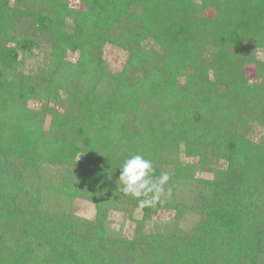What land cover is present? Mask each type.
I'll list each match as a JSON object with an SVG mask.
<instances>
[{"label":"trees","instance_id":"trees-1","mask_svg":"<svg viewBox=\"0 0 264 264\" xmlns=\"http://www.w3.org/2000/svg\"><path fill=\"white\" fill-rule=\"evenodd\" d=\"M79 1L85 9L66 0H0V264H264V62H255L251 83L249 58L224 49L246 26L247 36L264 38V17L253 16L260 7L264 16V0H247L250 10L229 0L220 19L195 18L191 0ZM131 3L140 10L130 13ZM32 19L35 28L26 30ZM105 42L127 53L120 71L107 68ZM35 51L44 60L26 74ZM177 62L202 93L201 111L183 114L174 95L133 96L134 71L148 64L171 73ZM30 98L40 101V123ZM119 99L134 109L131 118ZM253 124L258 138L250 137ZM151 141L159 147L153 176L169 174L171 196L141 208L120 191L119 167L130 155L150 156L139 149ZM169 148L203 159L192 171L165 158ZM76 198L94 205L93 218L72 211ZM159 210L174 215L152 221ZM111 211L134 222L131 236L108 225ZM187 212L197 218L182 228Z\"/></svg>","mask_w":264,"mask_h":264},{"label":"rangeland","instance_id":"rangeland-1","mask_svg":"<svg viewBox=\"0 0 264 264\" xmlns=\"http://www.w3.org/2000/svg\"><path fill=\"white\" fill-rule=\"evenodd\" d=\"M66 1H68V3L74 8H78L81 10L85 9V6L79 0H66ZM232 1L235 2V0H232ZM236 1L241 2V5H240L241 7H245L249 10L251 9V6L245 3L247 0H236ZM190 5L192 7L195 18L204 17L207 19H213V18L219 17L220 19L222 14H224L225 12L227 13L228 8H226L225 6H230L234 4L231 3L229 0H191ZM215 8H217V11ZM127 9L130 11V13L131 12L135 13L138 10H140L139 6L136 3L129 4ZM253 16L255 17L256 21H259L260 18L264 17L262 14L261 7H260V10H256L254 12ZM235 25L233 27L237 28V26ZM20 27L22 29L24 27V24H22ZM233 27L230 26L229 28H233ZM25 28L26 30H29L30 28L31 30H33L35 28V23L33 22V19L27 22ZM246 28H248V26L244 27L243 29H239V41L237 42V45L227 44L224 46V49L227 51V53L231 55V57L235 58L236 56L237 57L241 56L245 58L246 56L247 58H249L251 62H249L248 64H245L244 74L247 79L251 80V83H254L255 81L258 80V77L256 78L257 72H256L255 62L257 61L264 62V38H261L260 40H258L256 36L255 37L247 36V33H245ZM39 36H40V32L36 34V37L39 38ZM204 43L208 44L207 41H204ZM212 43L213 42H211V46L215 45V43L214 44ZM220 44L219 45L216 44L217 47L221 48ZM210 51H211V47L209 43L207 49L202 50V56L204 59L211 58ZM77 53L78 52H74V53L67 52L66 55L69 57L70 60L74 61L77 58ZM101 53H102V58L104 59L107 68L112 72L120 71L123 68L125 61L127 59V53L123 49L114 45L111 42L104 43L101 49ZM43 60L44 59H43L42 53L38 51L35 56H33L32 58L30 57L29 60H27L28 62L27 69L23 68L21 70H24L26 74H29V70L30 69L35 70L34 67L38 65L40 62H42ZM151 62H153V60H151ZM145 66L146 67L143 71H136V72L134 71V74L137 77V80L139 81L137 82V84H135L134 81L132 80L133 81L132 91L136 92L133 95L134 97L135 96L143 97V94H142L143 92L144 96L146 95L148 97H151L152 100L159 99V100L167 101L170 96L172 97V95H174V97L178 98L180 102L185 103V106L182 108L183 114L187 115L190 111H193L195 109L201 111L200 105H202V101H203L202 93L198 89V87L194 88V86L192 87V85L188 83V77L186 75V71L184 68H182L179 65L178 62L172 65H169L171 73L164 72V71L157 69L158 66H156L155 68L151 67L148 64H146ZM208 72H209V78L210 79L214 78L213 71L210 69ZM165 76H171L173 78L172 83L170 80L166 79L167 77ZM144 83L146 84V88L143 87ZM121 98L123 97L120 96V99ZM47 102L51 106L53 107L55 106L57 108L60 105L59 101L57 102L59 105L54 104V102H52V99H50ZM153 103H155V101H153ZM27 104L28 106L33 107L34 108L33 111H35V114L31 115V119L33 121H36L38 119L39 120L38 123H40L41 122V117H40L41 113H39L40 101L30 98L28 99ZM119 104H120L119 106L120 112L125 114L128 118H131L129 115H132L134 113V109L130 105L124 104L121 101ZM126 110L127 111L130 110V113H128ZM49 121H50V118L46 119V122H45L46 126L47 124H49ZM259 135H260V126L253 124L250 137L258 138ZM157 145H158L157 141H151V143L146 142L140 145L141 148L139 150L144 151V153L147 152L150 156H146L145 158L150 159L152 161V157L154 153L153 148H155V150L159 149ZM189 154L190 155H187L185 153L180 152L179 150H176V149L171 150V148H169V150L166 152L165 158H168L172 163H175L176 161H179V160L182 162H186L187 164L193 166L192 168V171H193L196 168H198L199 155H195L193 153H189ZM207 156H208L207 158L208 164L209 163L214 164L212 165V167L215 166L216 158L210 156L208 153H207ZM202 159L203 158L200 157L199 160H202ZM217 163L222 164L224 163V160L219 159ZM51 168H52L51 166L50 168H48V166L44 165L43 171L48 170V169L51 170ZM174 171L177 173L180 172L179 165L175 166ZM199 173H200V176L209 175L206 172L204 173L199 172ZM71 209L76 215L89 218V219L93 218L94 213H95L94 205L91 202L85 201L80 198H76L73 200ZM141 213H142L141 210L138 209L135 212H133L132 217L139 218L141 216ZM173 215L174 213L171 210H159L152 216V221H157V222L168 221L172 219ZM196 218H197V214H195L194 212H190V213L187 212L183 215L181 219H179L178 222L182 228L183 227L189 228L194 223ZM107 223L108 225H110L111 228H114V229H119V227L122 226L123 232L126 236L132 235L134 225H135L131 219H129L126 215H123V213L119 211H111L109 213ZM151 225L152 223L149 225V228L151 227Z\"/></svg>","mask_w":264,"mask_h":264},{"label":"clouds","instance_id":"clouds-1","mask_svg":"<svg viewBox=\"0 0 264 264\" xmlns=\"http://www.w3.org/2000/svg\"><path fill=\"white\" fill-rule=\"evenodd\" d=\"M119 169L120 191L136 198L141 208L163 203L162 196H171V189L166 190L169 174L165 172L154 178L153 162L143 155H130Z\"/></svg>","mask_w":264,"mask_h":264}]
</instances>
